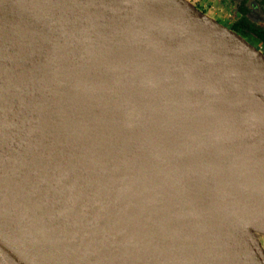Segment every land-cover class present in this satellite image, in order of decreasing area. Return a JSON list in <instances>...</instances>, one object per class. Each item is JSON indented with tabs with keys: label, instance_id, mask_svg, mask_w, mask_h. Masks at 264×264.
Returning a JSON list of instances; mask_svg holds the SVG:
<instances>
[{
	"label": "water",
	"instance_id": "water-1",
	"mask_svg": "<svg viewBox=\"0 0 264 264\" xmlns=\"http://www.w3.org/2000/svg\"><path fill=\"white\" fill-rule=\"evenodd\" d=\"M0 264H264V53L189 0H0Z\"/></svg>",
	"mask_w": 264,
	"mask_h": 264
},
{
	"label": "flooded vegetation",
	"instance_id": "flooded-vegetation-1",
	"mask_svg": "<svg viewBox=\"0 0 264 264\" xmlns=\"http://www.w3.org/2000/svg\"><path fill=\"white\" fill-rule=\"evenodd\" d=\"M214 19L244 37L264 53V0H189ZM213 18V16H212Z\"/></svg>",
	"mask_w": 264,
	"mask_h": 264
},
{
	"label": "rangeland",
	"instance_id": "rangeland-1",
	"mask_svg": "<svg viewBox=\"0 0 264 264\" xmlns=\"http://www.w3.org/2000/svg\"><path fill=\"white\" fill-rule=\"evenodd\" d=\"M209 16H211V17L213 16V18H214V16H217L216 15V11L213 14H210ZM222 23H223L224 26H228L227 22H222Z\"/></svg>",
	"mask_w": 264,
	"mask_h": 264
},
{
	"label": "trees",
	"instance_id": "trees-1",
	"mask_svg": "<svg viewBox=\"0 0 264 264\" xmlns=\"http://www.w3.org/2000/svg\"><path fill=\"white\" fill-rule=\"evenodd\" d=\"M233 31H234V30H233ZM261 36H263V40H264V33H262Z\"/></svg>",
	"mask_w": 264,
	"mask_h": 264
}]
</instances>
